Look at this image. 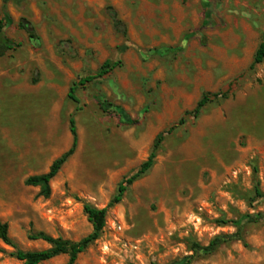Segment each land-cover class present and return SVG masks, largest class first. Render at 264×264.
<instances>
[{
	"label": "rangeland",
	"instance_id": "1",
	"mask_svg": "<svg viewBox=\"0 0 264 264\" xmlns=\"http://www.w3.org/2000/svg\"><path fill=\"white\" fill-rule=\"evenodd\" d=\"M0 23L20 45L0 58V264L48 249L37 234H90L83 206L105 208L205 93L218 97L164 134L153 167L73 264H264V219L245 218L264 215L252 201L264 193V60L250 69L264 0H0ZM105 62L120 64L69 100ZM71 117L77 146L45 198L25 182L70 148ZM238 229L240 241L193 250Z\"/></svg>",
	"mask_w": 264,
	"mask_h": 264
},
{
	"label": "trees",
	"instance_id": "2",
	"mask_svg": "<svg viewBox=\"0 0 264 264\" xmlns=\"http://www.w3.org/2000/svg\"><path fill=\"white\" fill-rule=\"evenodd\" d=\"M10 0H2L3 4H7ZM22 1V0H17ZM21 28L27 31L29 35H31V28H27L21 25ZM32 38V37H30ZM19 43H15L11 39H9L3 32V28L0 23V58L4 57L7 53L14 51L19 47ZM264 60V42L261 43L256 50V53L253 58V62L250 65V69H252L255 65L261 64ZM120 63H113L110 65L108 62L103 63L100 67L99 71L95 75H90L84 78H81L78 82L73 83L69 88L67 98L74 102L78 103V99L76 97V90L79 86H85L91 81L100 78L107 74V70L118 67ZM217 94H203L199 101L196 103L195 108L192 111H185L183 116L178 120L175 125H172L166 132H162L157 134L155 137L151 151L144 162L140 164L138 169L127 178H124L117 186L116 193L110 199L108 205L103 209H96L90 205H84L83 211L87 217V221L90 223L92 227V231L86 237L82 238L77 242L65 241L60 238H52L50 236L44 234H37L33 237V239H40L49 245V248L39 252H22L17 251L15 253V258L20 261L22 264H40L43 262H47L51 259H54L60 255L68 256V264H73L78 256L85 252V250L93 244L96 240L101 236L103 229L105 227V219L107 210L117 204H119L128 190V188L137 180L142 178L148 171L153 167L155 163L156 153L161 146V143L164 140V134H171L177 126L184 124V117L192 116L193 118H197L202 110V108L211 101V98H217ZM69 132L72 137V143L70 148L62 154L58 159H56L50 166L49 171L46 174H42L39 176H33L26 180V185L32 187H38L40 189V195L47 198L50 195V182L57 175L61 167L66 163V161L74 154L76 146H77V134L76 127L73 117L69 119ZM253 200H261L264 201V193H262L259 189H254L252 201ZM246 221L258 222L264 219V215L257 216H245ZM221 225H225L226 221H219ZM0 239L8 244L9 239L7 237V227L6 225H0ZM240 241L241 233L238 229L232 235H219L214 237L206 247H200L198 245H194L193 250H200L205 254H210L215 252L220 246L227 244L231 241Z\"/></svg>",
	"mask_w": 264,
	"mask_h": 264
}]
</instances>
